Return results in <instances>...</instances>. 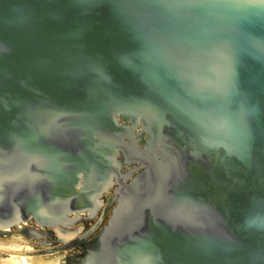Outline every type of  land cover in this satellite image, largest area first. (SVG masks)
Here are the masks:
<instances>
[{
	"label": "water",
	"instance_id": "1",
	"mask_svg": "<svg viewBox=\"0 0 264 264\" xmlns=\"http://www.w3.org/2000/svg\"><path fill=\"white\" fill-rule=\"evenodd\" d=\"M120 151L88 264H264V0H0V235L90 212Z\"/></svg>",
	"mask_w": 264,
	"mask_h": 264
},
{
	"label": "flooded vegetation",
	"instance_id": "2",
	"mask_svg": "<svg viewBox=\"0 0 264 264\" xmlns=\"http://www.w3.org/2000/svg\"><path fill=\"white\" fill-rule=\"evenodd\" d=\"M120 127L127 147L133 148L136 145L138 151L146 148L148 136L141 122L137 126L120 122ZM116 163L115 170L121 176L119 183L113 179L112 187L95 201L90 212L72 214L68 216L65 226L54 229L41 228L29 220L19 227L11 228L7 234L0 235V244L19 248L12 252L25 254L19 257H23L27 264L49 261L56 264L90 263L119 203L120 192L144 171L140 164H128L122 151L116 157Z\"/></svg>",
	"mask_w": 264,
	"mask_h": 264
},
{
	"label": "rangeland",
	"instance_id": "3",
	"mask_svg": "<svg viewBox=\"0 0 264 264\" xmlns=\"http://www.w3.org/2000/svg\"><path fill=\"white\" fill-rule=\"evenodd\" d=\"M18 250L19 248L14 246L0 244V264H11V262H18L21 264L23 262V258L11 253L12 251Z\"/></svg>",
	"mask_w": 264,
	"mask_h": 264
},
{
	"label": "bare ground",
	"instance_id": "4",
	"mask_svg": "<svg viewBox=\"0 0 264 264\" xmlns=\"http://www.w3.org/2000/svg\"><path fill=\"white\" fill-rule=\"evenodd\" d=\"M23 258V257H21ZM30 260V259H29ZM22 261V260H21ZM11 264H19L18 262H11ZM21 264H27L25 259L23 258V262ZM39 264H44V263H39ZM46 264V263H45Z\"/></svg>",
	"mask_w": 264,
	"mask_h": 264
}]
</instances>
